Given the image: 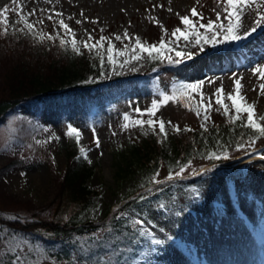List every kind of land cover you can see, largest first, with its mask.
<instances>
[{
	"label": "rangeland",
	"instance_id": "1",
	"mask_svg": "<svg viewBox=\"0 0 264 264\" xmlns=\"http://www.w3.org/2000/svg\"><path fill=\"white\" fill-rule=\"evenodd\" d=\"M138 1L136 3V0H59V2L51 0V3H48L46 0H17V4H13L12 0H0V10L5 6L10 9L7 14L8 33L19 25L15 23L19 17L11 9L16 8L20 11L19 6L22 5L24 13L32 11L33 8L37 9L36 15L29 17L30 20L35 21L44 17L43 24H36L38 31L44 29L55 35L53 21L47 20L46 16L59 11L63 13L65 22L75 30L78 41L87 39L85 30L92 34L94 40H99L101 36L109 38L104 42L103 50L97 48L92 53L97 61L99 60L97 52L103 54L105 76L94 73L92 79L96 80L100 77L102 80L110 81L146 73L153 64L156 65L159 62L152 61L144 53L142 61L134 62L124 69L117 67L113 72L107 63L106 49L110 42L115 44L117 49L125 45L131 47L136 37L147 45L158 44L163 35L160 24L170 34L176 27L184 29L180 16L188 15L194 21L199 20V17H191L193 7L205 17L200 22L206 23L208 19H215L216 12L222 11L225 6L221 0ZM252 8H255V5ZM40 9L48 11L41 13ZM81 12L83 16L80 15ZM69 16L72 17L71 20L68 19ZM255 18V12H249L246 9L242 18L243 28H250ZM54 19L59 18L54 17ZM77 19L81 20V24H76ZM223 19L224 15H221V20ZM125 30L133 38L131 43L127 39H124L123 43L115 40L116 35L123 37ZM61 36H64L63 32ZM64 38L69 40L70 47V38L68 36ZM169 38L171 37H165V40ZM178 44L183 47L182 38ZM231 45L206 47L203 52L192 48L191 51L197 54L189 63L166 68L163 77L148 83L143 89L132 91L122 99L100 101L89 107L79 105L74 108H67L65 105L51 106V104L40 108L35 103H19L6 117V122L0 126V211L10 216H21L31 212H36L43 217L50 215L53 210L52 201L67 168L68 158L65 148L68 137L65 132L66 125L70 123L82 132L81 147L91 149L88 157L92 163L85 161L91 167L93 166L95 171L88 183L92 189L99 191L92 195V204L81 217L82 224L104 222L111 211L122 207L129 199L135 197L132 193L139 187H143L151 174L147 169L139 171L135 176L130 175L125 178L119 173L118 167L121 163L119 156L124 151L127 154L131 152L134 139L149 128L148 125L143 128L134 125L132 120L125 122L124 114L127 113L132 119L139 118L134 112L135 108H140L141 111L150 108L154 100L160 99L163 93L171 94L173 84L178 87L180 82L206 81L201 89L192 93L193 99L179 98L177 101L162 103L153 119L162 118L180 127L199 128L201 123H204L203 113L200 118L195 113L200 101L199 92L202 91L206 98L212 97V106L209 109L210 120L207 121L209 128L205 137L215 144V150H217V141L230 142L228 151L231 155L243 153V151H236V143L228 140L229 130L222 125L227 116L223 114L220 105L215 103L216 97L213 94L217 88L223 86L224 103L231 107L227 94L233 92V77L242 76L241 83L244 86L242 94L247 97L249 103L256 105L257 115L264 116V95L259 88L264 81L250 71L255 64L264 63V55L262 56L261 53L243 62L240 59L237 60L236 55H239V52L233 51ZM16 46L13 38L7 39L5 36H0V97L6 93L5 71L19 61ZM79 46L81 51H84L83 45ZM224 46L227 48H222ZM171 55L175 58L174 52ZM208 56L216 59L211 60L210 65L203 66L204 63L201 60H205ZM233 57L235 60H232ZM118 59L123 60L124 57H118ZM228 60L230 62L224 66L223 63ZM164 63L167 64L166 61ZM131 68L136 70L132 71ZM209 77L219 79L212 83L208 80ZM230 114H235L234 109ZM242 116L246 119V114ZM143 119L146 120L149 117L145 115ZM124 123L129 124L127 129L122 128ZM236 124L238 125V122ZM166 127L169 139L167 147L171 148L174 131L167 124ZM92 128L96 129L100 147L95 146ZM113 133L116 134L113 135ZM53 134L59 136L60 140L46 144L36 143L37 140H46ZM256 147L264 150V138L257 142ZM206 154L207 152L202 151L197 160L192 163V168L184 175H189L193 170L207 164L209 166L204 168L207 169L205 172L213 170L215 173H221L227 166L224 163L216 165L213 161L202 159V156ZM244 156V154L236 156L235 163L238 164L236 167L243 164L240 162ZM53 157L55 163H53ZM13 160H18V163L11 165L10 162ZM169 170V166L164 165L158 178L166 179ZM177 170L178 168L175 167L172 169L173 172ZM22 171L27 173L26 177L20 176ZM177 192V197L165 196L163 201L158 203L147 196L148 199L141 202L137 208L128 211L129 217L139 213L140 215L136 218L151 221L145 227L157 239L164 241L161 245H152L146 237L148 249L145 256L139 257L140 264H264V162L254 165L248 176L241 180L227 179L219 174L211 175L198 187L186 191L179 186ZM161 203L164 205L163 208L160 207ZM177 212L180 215H176ZM2 232L0 225V233ZM18 237L28 240L23 236L18 235ZM153 248L156 249L155 252L152 251ZM0 251L3 250L0 249ZM0 259L7 264L6 254ZM52 261L47 257V264H52ZM58 264H66V262L59 261Z\"/></svg>",
	"mask_w": 264,
	"mask_h": 264
},
{
	"label": "trees",
	"instance_id": "2",
	"mask_svg": "<svg viewBox=\"0 0 264 264\" xmlns=\"http://www.w3.org/2000/svg\"><path fill=\"white\" fill-rule=\"evenodd\" d=\"M17 25L15 28H20ZM39 32L45 34V39L40 41L37 37L33 40L31 37L23 35L12 30L5 37L13 38L16 43L17 55L19 61L8 67L4 73V84L6 93L0 97V126L6 122V117L13 112L14 108L21 102L35 103L40 108L48 105H66L67 107H76L78 104L93 105L100 100H111L112 97H120L122 94L130 92L136 88H143L146 84L153 82L154 79L164 75L165 66L160 64L154 65L148 73H142L136 76H128L110 82L102 80H92L94 73H99L100 63L94 55H89L86 49L82 55H75L71 51H63L59 47V41H50L47 39L48 30L42 29ZM156 71H153V69ZM238 122V125L236 124ZM243 121H236L230 124L228 117L222 122V125L229 130L227 133L228 140L234 143L240 142L243 138L246 141L251 131L242 128L240 125ZM207 127L209 124L207 122ZM181 132L172 133V147L168 148L169 139L157 136L152 129L146 130L139 134L132 143L131 152L128 154L124 151L120 156L119 173L123 178L126 176H135L136 173L143 170L150 172V178L156 170L162 169L168 165L172 170L174 167L179 168L181 163H186L189 159L192 163L197 160L202 151L208 152L215 150V144L209 142L205 137V132L201 127L194 128L191 126L180 127ZM185 128L194 129V131H183ZM226 129V130H227ZM158 132V126H156ZM147 133V134H145ZM162 141V142H161ZM80 145L74 143L73 139H67L65 152L67 154V168L64 177L60 182L57 193L52 201L53 210L48 217L40 216L36 212L18 216L19 220L9 219L10 215H5L0 211V225L2 233L0 235L9 236L16 234L23 236L31 242L33 247L43 249L47 257L51 260L65 261L73 257L77 249L73 241L77 235L88 236L99 226L109 223L116 224L114 217L121 211H127L137 208L140 205L141 196H149L154 202L163 201L165 196L176 197L177 189L182 186L184 190H190L205 182L211 175L219 174L221 177L231 180H241L248 176L249 171L254 168L252 164L246 165L244 171L229 174L215 173L213 170L209 173L200 175H184V179H174L161 185H153L147 179L143 187L136 189L126 204L116 211L112 212L104 223L101 224H82V215L92 204L93 194L98 193L89 185V180L94 175L95 168L87 164L79 152ZM242 154V153H240ZM232 154L227 161H213L216 165L222 163L233 164L236 156ZM81 156V159H77ZM18 160L10 162L11 165L17 164ZM260 164V163H259ZM209 164L201 166L205 168ZM228 169H233L231 166ZM197 169V170H199ZM159 179V178H158ZM157 186L151 193L144 192L145 189ZM137 196V197H136ZM68 219L65 220L64 217ZM117 232L128 233L126 237L119 242L120 247H134V252L125 253L129 259L139 260L140 253L147 251L146 237H140L131 226H124L121 223L116 225ZM132 240H140L138 246L130 244ZM8 255L6 254V263Z\"/></svg>",
	"mask_w": 264,
	"mask_h": 264
},
{
	"label": "snow or ice",
	"instance_id": "3",
	"mask_svg": "<svg viewBox=\"0 0 264 264\" xmlns=\"http://www.w3.org/2000/svg\"><path fill=\"white\" fill-rule=\"evenodd\" d=\"M46 2L51 3V0H46ZM59 2V0H57ZM171 2V0H169ZM199 2V0H198ZM225 5L222 11H217L215 19H208L206 23L200 22L205 19V17L197 12V9L193 7L191 9V17H199L198 21H194L188 15L180 16L181 23L185 26L182 30L180 27H176L170 34L167 29L160 24L161 29H163V35L158 44L154 43L147 45L141 41L139 37L134 39V44L131 47L125 45L121 49H117L115 44L109 43L107 51V63L111 66L113 72L116 71V68L124 69L127 66L132 65L134 62H140L144 59V53L147 54L148 58L152 61H159L160 63L167 62L169 67H178L179 65L186 63L188 60H191L196 54L191 51L192 48H196L198 52H203L206 47H219L229 44H239L242 41L247 40L258 30H264V0H221ZM13 4H17V0H12ZM255 5V8L252 6ZM20 11H17L16 8H12L11 11L15 12L19 17L16 24H20L21 27L16 29L13 28L15 32H19L23 35L31 37L33 40H36L37 37L40 41L45 39V34L36 30V24H43L44 17H41L35 21L30 20L29 17L36 15L37 9L33 8L32 11L28 13L23 12V6L20 5ZM249 12H255V19L252 22L250 28H243L242 18L245 15V10ZM10 9L5 6L0 10V36H6L9 32V18L8 13ZM41 13L47 12L46 9H40ZM171 11V9H169ZM83 16V12L80 13ZM179 16V13H177ZM221 15H224V19L221 20ZM54 17L59 18L58 20ZM47 20L53 21V29L55 35L48 33L47 39L50 41H56L59 39V47L63 51H71L75 55H82L80 44L83 45V48L87 50L89 55L93 53L97 48L103 50L104 42L109 38L101 36L99 40H94V37L90 32L87 33V39L83 41H78L76 39L75 30L70 27L68 23L65 22L63 18V13L55 11L46 16ZM69 20L72 19L71 16L68 17ZM155 19V17H151ZM76 24H81V20L77 19ZM97 23V21H92ZM159 23V21H157ZM203 29V31H201ZM103 31V29H101ZM63 32L64 36L70 38V47L69 40H66L64 36H61ZM171 37L167 41L165 37ZM174 38V39H172ZM184 41L183 47H181L178 42L181 40ZM127 39L130 43L133 38L129 36L127 30H125L123 37L120 35L115 36L116 41H121ZM94 41V42H93ZM175 54V58L171 53ZM99 56V63L101 72L100 75L105 76L104 65L105 58L101 52H97ZM118 57H124L123 60H119ZM130 70L135 71V68ZM153 71H156L154 68ZM250 71L254 75H258V78L261 81H264V63H257L250 68ZM219 79L218 77L213 78L209 77L208 80L212 83H215V80ZM243 77L239 78L233 77L234 88L233 92L227 94V99L231 101V107L228 104L224 103L225 100V91L223 86L216 89V92L213 94L216 97L215 103L220 105L223 109V114L228 117L230 124H235L236 121H243L242 114H246V122L241 123V127L251 131L252 135L244 141L243 138L240 142L235 144L236 151H243V154L250 156L253 159L258 158L261 161H264V150H260L256 147L257 142L264 138V116H258L256 113V105L254 103H249L247 97L242 94L243 84L241 81ZM206 81L201 80L196 83H183L180 82L177 87L176 84H173L171 94L163 93L160 99L154 100L151 104V107L141 111L140 108H135L134 112L138 115L139 118L132 119L127 113L124 114L123 120L128 122L132 120L134 125H138L143 128L145 125H148L152 131L157 136H162L164 139L168 137V131L166 124L171 126L173 131L179 134L182 130L179 125L173 124L172 121H165L162 118L153 119L156 117V113L160 108L162 103L168 101H177L179 98H187L188 100L193 99L192 93L201 89ZM261 94L264 95V83L259 85ZM255 90V89H253ZM200 101L196 108V116L201 117L203 113V121L200 127L204 132L208 131L207 121L210 120L209 109L212 106V97H205V94L200 91ZM207 99V103H205ZM187 106V105H185ZM234 109L235 114L232 115L231 110ZM147 115L149 119H143V116ZM158 125V132L156 131V126ZM129 127L128 123H124L122 128L127 129ZM93 132V139L96 147H100V139L96 135V129H91ZM44 131H48L44 129ZM183 131H194V129L185 128ZM116 133H113L115 135ZM147 134V133H145ZM65 135L74 140V143L79 145L81 142L82 132L79 128L73 126L72 124L66 125ZM60 140L59 136L50 135L46 140H37V144H46L51 141ZM162 142V141H161ZM230 143V142H228ZM228 143H221L220 141L216 142L217 150H210L206 155L202 156V159L209 161H227L232 158L231 153L228 151ZM29 147H31L29 145ZM14 151V150H13ZM91 149H85L83 147L79 148V152L84 160L89 164L92 163L91 159L88 157V152ZM102 155V153H101ZM81 156H77V159H81ZM23 159V157H21ZM53 163H55V158L53 157ZM192 168V160L189 159L186 163H181L178 170L173 172L169 170L167 175L168 181H173L174 179H184V173ZM207 171V169L201 168L199 170H193L192 175H200V173ZM21 177H26V172L20 173ZM160 176L159 170H156L155 173L151 176L149 183L153 185H161L164 183L163 180L158 179ZM147 191L151 193L152 188H148ZM198 195V194H197ZM140 201L143 202L148 197L141 196ZM160 207L163 208V203L160 204ZM140 214L137 213L136 216ZM176 215H180L179 212ZM136 216L129 217L127 211H121L118 215L114 217L116 224L109 223L104 226H99L88 236L77 235L73 241L74 247H76L77 252L73 257H70L66 264H140V261L136 259H129L124 254L134 252V247H120L118 246L119 242H122V239L128 235L127 232L120 234L117 232L116 225L120 224L122 219L124 221V226H131V230H135L136 234L140 237H147L152 245H161L164 243L162 239H157L151 231H149L145 225L151 223V221L136 218ZM9 219L16 221L19 220L18 216H12ZM65 220L68 219L67 216L64 217ZM141 243L140 240H132L130 244L133 246H138ZM0 257H3L5 254L8 255L7 264H47V253L43 249L34 248L31 242L28 240H23L19 238L16 234L9 236L0 235ZM153 252L156 251L155 248L152 249ZM43 254V255H39ZM141 257L145 256L146 253H140ZM0 264H5L3 259H0ZM52 264H58V258L52 261Z\"/></svg>",
	"mask_w": 264,
	"mask_h": 264
},
{
	"label": "bare ground",
	"instance_id": "4",
	"mask_svg": "<svg viewBox=\"0 0 264 264\" xmlns=\"http://www.w3.org/2000/svg\"><path fill=\"white\" fill-rule=\"evenodd\" d=\"M134 1V0H133ZM150 1V0H149ZM139 2L136 0V3ZM128 7V6H127ZM243 43V44H242ZM242 43L239 44H232L233 51H236L239 55L237 56V60H242L243 62L247 61L250 57H256L259 56L262 53V56L264 55V30H259L258 32L254 33L251 37H249L247 40L242 41ZM245 46L246 49L244 48ZM236 47H239L236 49ZM214 57H206L203 61V66L207 64H211V60H215ZM232 60H235V57L232 58ZM230 62V60L225 61L223 63L224 66ZM236 62V61H235ZM202 64V63H201ZM233 65V64H232ZM231 65V66H232ZM216 67V66H215ZM210 218V217H209ZM217 219V218H216ZM220 228V227H219ZM211 233V232H210ZM243 262V261H242ZM192 263V262H191ZM244 264V263H241Z\"/></svg>",
	"mask_w": 264,
	"mask_h": 264
}]
</instances>
